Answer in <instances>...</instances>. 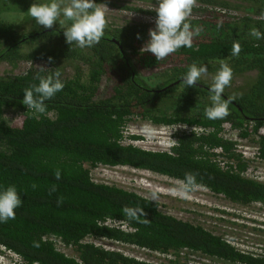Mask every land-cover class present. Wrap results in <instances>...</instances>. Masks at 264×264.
I'll use <instances>...</instances> for the list:
<instances>
[{
    "label": "trees",
    "instance_id": "1",
    "mask_svg": "<svg viewBox=\"0 0 264 264\" xmlns=\"http://www.w3.org/2000/svg\"><path fill=\"white\" fill-rule=\"evenodd\" d=\"M34 2L0 0V187L14 185L23 202L15 219L0 223V254H13L21 264H190L192 256L218 264H264V253L241 250L227 234L168 215L159 203L96 183L91 175L100 166L179 182L192 174L196 187L189 193L203 188L236 207L233 213L215 212L236 218L245 207L264 209V182L247 177L252 161L223 137L227 126L238 131L264 165V0H193L187 22L202 30L191 48L163 60L141 53L155 27V11L124 8L153 22L105 25L98 44L81 48L67 44L56 24L37 25L28 12ZM233 44H239V55L231 54ZM194 64L206 66L207 73L188 88L182 81ZM222 64L232 70L223 93L232 103L226 117L211 120L204 113ZM55 71L65 87L46 101L37 119L21 103L23 91ZM12 116H20L19 125ZM135 121L187 129L175 135L169 152L148 151L126 142ZM138 139L130 136L131 142ZM126 206L143 208L145 217H127ZM89 239L165 258L147 262Z\"/></svg>",
    "mask_w": 264,
    "mask_h": 264
},
{
    "label": "clouds",
    "instance_id": "2",
    "mask_svg": "<svg viewBox=\"0 0 264 264\" xmlns=\"http://www.w3.org/2000/svg\"><path fill=\"white\" fill-rule=\"evenodd\" d=\"M192 5L193 0H157L155 27L149 30V38L141 48V53L149 52L155 56L156 60H163L182 47L191 48L194 36H198L202 30L200 27L193 28L187 22ZM28 12L34 18L37 25L43 26L46 29H51L58 23L60 28L63 29L65 42L70 46L75 43L81 48L92 47L98 44L104 36L106 25L105 11L96 0H70L69 3L63 5L58 0H46V2L35 0ZM69 21L70 24L66 23ZM251 34L257 38H261L262 36L257 29H253ZM137 38H140L139 34ZM239 53V44H233L231 54L239 55ZM53 59V57H49V63H52ZM206 73V66H196L194 64L185 73L182 82L188 88L195 87L197 82ZM231 78V68L226 64H222L210 89L212 103L205 109L204 113L208 119H223L229 114L228 110L229 105L232 103V98H225L223 93L225 87L230 84ZM64 87L65 84L61 79V72L59 71L46 76H40L38 84L24 89L21 103L27 107V111H31L38 119L39 115L46 112V101L62 91ZM160 128H168L169 131L174 130L168 150L162 152H169L175 147V135L178 132L184 133L183 129H187ZM223 137L225 140L235 142L237 144V153L244 158L246 157L243 155L244 146H242V142H248V140L241 138L238 131H231L229 137L224 132ZM250 148L255 152L253 159L256 160L257 148ZM259 165L264 167L263 164ZM253 178L260 180L257 177ZM57 179H59V173H57ZM185 180L186 182L178 181L180 183L179 189L174 190L173 194H177L178 191V194L183 196L189 190L196 187L195 177L192 174H186ZM260 181L264 182L263 180ZM152 196V201H157L158 198L155 192H153ZM22 203V199L14 185L0 187V223L15 219V210L21 207ZM123 214L129 218H136L139 215L145 217L146 215L143 208H130L127 206L124 207ZM111 225L117 226L116 224ZM34 246L38 247L39 244L34 242Z\"/></svg>",
    "mask_w": 264,
    "mask_h": 264
},
{
    "label": "rangeland",
    "instance_id": "3",
    "mask_svg": "<svg viewBox=\"0 0 264 264\" xmlns=\"http://www.w3.org/2000/svg\"><path fill=\"white\" fill-rule=\"evenodd\" d=\"M112 4L110 6L99 3L105 11L106 25L119 27L125 23H152V17L145 16L136 12L128 11L124 8H139L145 11L154 12L157 7V0H97ZM59 3L67 4L70 0H58ZM188 17H191L190 15ZM63 19V17H61ZM70 24L69 22H66ZM58 27L59 24H56ZM4 71L5 67H1ZM213 77H211L212 79ZM214 79V78H213ZM107 83V82H106ZM106 83L103 89L106 88ZM11 122L13 125H19L21 120L20 116H12ZM226 135L230 136V128H225ZM174 130L169 131L160 127H156L147 122L135 121L132 127L126 132V142L134 144L135 146L148 151L162 152L168 150L170 145L172 133ZM137 136L138 141L131 142L130 136ZM172 135V136H171ZM245 155L248 161H252L247 177L264 178V167L259 165L254 158L255 152L250 147L255 145L248 140L242 142ZM92 179L96 183L115 186L123 190L135 192L145 198L153 200V192L157 194V203L161 205L164 213L172 215L185 221H192L200 223L206 229L215 231L217 234H227L225 237L229 242L234 244L241 250L264 253V209L260 206H249L238 210L233 215L227 216L224 212L233 213L236 207L229 205L224 199L212 196L208 191L197 188L193 192H187L186 195L173 194L174 190H178L180 183L176 180L167 178L165 176L137 171L131 168H109L98 167L91 171ZM195 206H200L198 209ZM223 210V213L215 212ZM257 228V229H252ZM249 241V242H248ZM90 243H95L103 247H109L122 253L138 258L141 260L153 261L163 260L164 256L146 255L144 251L130 248L128 246L116 245L104 241H97L89 239ZM61 251L72 254L70 249L64 248L62 245L58 246ZM134 249V250H133ZM188 260H192L190 264H218L212 259L192 256ZM0 264H19L17 256L9 254V256L0 255Z\"/></svg>",
    "mask_w": 264,
    "mask_h": 264
},
{
    "label": "built area",
    "instance_id": "4",
    "mask_svg": "<svg viewBox=\"0 0 264 264\" xmlns=\"http://www.w3.org/2000/svg\"><path fill=\"white\" fill-rule=\"evenodd\" d=\"M260 180H263V181H264V178H261ZM206 191H208V190H206ZM208 192H209V191H208ZM209 193H210V192H209ZM158 256H159V255H158ZM145 261H147V260H145ZM147 262H149V261H147ZM153 262H154V261H153ZM18 263L21 264V263H20V260H18Z\"/></svg>",
    "mask_w": 264,
    "mask_h": 264
}]
</instances>
